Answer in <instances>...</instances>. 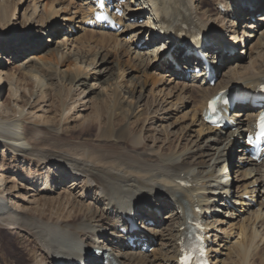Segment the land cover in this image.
I'll return each mask as SVG.
<instances>
[{"label":"bare ground","instance_id":"6f19581e","mask_svg":"<svg viewBox=\"0 0 264 264\" xmlns=\"http://www.w3.org/2000/svg\"><path fill=\"white\" fill-rule=\"evenodd\" d=\"M19 1L21 2V0ZM207 1L209 0H129L126 5L128 14L118 22L122 24L127 17L130 19L144 17L142 19L144 21H141V25H126L127 32L137 30V34L126 46V55L121 53L123 49L121 45L124 43L119 44L117 42L118 35L99 29H97L98 32L97 30H90L83 35L86 45L95 38L100 40L98 44H101L102 49L93 50L94 52L91 51V53L83 52L80 47L74 48L77 50L75 53L65 51V48L72 41V32H66L62 40L56 39L55 47L51 52L54 61L56 60V63L60 65L67 64L80 73L74 77L72 82L68 80L69 83L73 84L74 87H79V85L85 86L84 83L88 77L95 83L101 79L108 86L115 87L114 89H117L120 97L127 95L131 99L133 106L130 117L135 114L139 117L141 113H145L147 116L146 114H150L149 111L152 107L156 108L153 114L159 112L162 114L154 116V120L148 122V128H144L142 125L143 128L135 129L132 124L127 123L114 130L115 121L109 119L107 126L98 130L96 136V143L98 140V144L94 145L93 143L92 146L88 147L81 144L82 147H85L81 148V146L73 144L72 141L65 142L66 140L62 141L61 137H58L57 133L62 131L61 127L46 126L40 130L30 123L28 125L16 123L18 119L17 121L0 120V143L7 147V150H11L14 156L27 157L43 169V171H36L30 175L33 182L43 180L45 188L41 189L42 192L46 194L49 191L53 192L54 187L64 189L57 198L44 201L43 207L46 204L51 206L54 202L63 207V213L57 217H55L56 213L49 212L50 215L48 216L56 219L53 221L55 223L49 222L40 225V222H45L39 221L40 219L32 223L33 219L29 218L25 211L16 210L8 204L7 196L10 194L7 193V187L13 184V180H9L8 175L11 174L13 167L11 164L10 166L8 164L0 166V189H2L0 193V229H17L36 241L37 247L32 251L33 258L28 257L31 260H27L26 264H76L78 259H84L87 264H104V259L101 256L105 253H113L114 245L116 250L113 256L118 264H175L180 249L179 243L186 230L188 216L201 222L205 228L211 264H251V259L259 254L264 245V159L257 164L252 162L244 152H241L238 156L240 164L234 166L236 167L235 179L230 180L229 183L226 179L229 168L226 169L225 165H229L234 157L232 154L235 145L233 137L236 133L206 127L202 122L201 112L207 100L217 92L233 91L239 88L250 90L256 83L264 79V77L261 78L264 74V33L260 35L263 41L260 46L263 49L261 48V50L259 47L252 49V47L253 56H249L248 59L244 58L240 64L239 60L235 59L232 54L224 55L222 53L224 49L228 50V48L227 44L223 43L225 39H221V33H224L225 36L228 34L230 35L229 38L231 37L229 43H236L233 40L235 37H232L233 35L236 36L234 20L246 15L248 16L246 19L250 21L256 12L264 11V0H211L214 2V7H209ZM82 2H79L78 6L72 5V9L56 2L54 9L41 21L42 26L38 37L48 35V41L52 39L53 42L58 34L54 23L56 24L59 20L72 22L78 13L91 9L89 1L82 0ZM134 4H136L135 8L133 7ZM219 5H224L225 12L218 11L217 6ZM230 6H233L232 13ZM6 7V1L0 4V21L9 20V15L5 11ZM73 9L72 15L70 12ZM60 13L65 16H61ZM262 19L264 18L262 17ZM30 24L28 23L27 27H30ZM180 24L187 27L192 26L196 31L208 34L207 43H213L216 50L217 63L215 58L211 62L212 65H217L215 67L216 72L219 69L218 66H224L228 61H233L228 66L227 71L221 75L216 85L214 84V89L212 88L214 85L209 86L203 80L199 82H192L189 78L187 80L188 67L179 70V68L168 63L166 59H159L155 55L157 50L153 52L152 49H149L148 46L154 39V32L157 30H164L165 33H168V39L173 46V39L176 37L173 32L179 30ZM7 27L5 25L2 27L3 32L0 34V38ZM250 27L247 29L255 30ZM213 29L220 30L221 33L215 32L213 34ZM145 33H148L146 41L148 39L151 41L141 44L137 41L138 37ZM242 38H244V33ZM240 39H238L239 44ZM83 40H81L82 45ZM24 41L28 42L15 39L7 45L25 44ZM112 43H114L113 46H111ZM146 48L147 50H145ZM209 51L210 48H208L207 53ZM175 52L180 55L185 54V50L181 48H176ZM127 55L133 56V58L126 59L127 64H125L123 57ZM23 69L29 68L25 65L19 67V71ZM28 71L31 72V70ZM204 72L201 71V74L196 78L202 77ZM234 73L245 76L249 74L250 77L244 81L239 80L235 84L224 86ZM2 74L0 83L1 78L10 76L5 73ZM64 76L67 79V75ZM10 80L13 79L10 78ZM132 80L136 81L134 84H138L136 89L134 85L129 83ZM148 80L159 86L158 95L160 96L158 97L160 99L158 102L152 103L153 106L148 103L145 110H142L145 106L142 105V99H144V89ZM93 86L95 84L91 85V88ZM8 87L17 101V91L10 83ZM84 93V91L81 92L82 96ZM185 95L191 99V102L192 99L194 100V108L192 106L191 117L189 116L191 120L182 129V142L185 141V144L183 146L182 143L170 145L169 142L172 141L169 138L160 140L151 136V139L148 136L149 133L154 135V133L160 132L156 133L155 124L166 121L172 114L171 112L176 111V105L186 101ZM173 97L176 101L180 99L179 102L172 103ZM168 104L170 105L169 110H165V106ZM196 104L198 105L196 106ZM172 108L174 109L171 110ZM234 109L237 110H234L233 114V121L238 125L237 130L242 131L243 127H249L254 118V115L248 113L252 111L251 108L236 107ZM242 111L246 112L244 113L245 118L238 121L243 116L240 113ZM63 115L62 123L66 120V115ZM160 127L162 133L165 131L164 129L168 130L169 128V126L167 128ZM168 137L173 136L168 134ZM178 140L179 137L176 138V142ZM108 143L115 144L118 150H113V147L107 145ZM122 144L126 145L123 146ZM141 147H143L142 150H140ZM223 162L224 164H222ZM69 171L71 172L70 175H74L70 179ZM57 177L60 179L58 183L56 181L54 185L51 184ZM233 181L236 186L234 196H232L234 192H230L234 187L231 185ZM182 183L190 184V187H184ZM79 184L82 191L75 198L71 195V191L75 186L79 187ZM221 192L224 193L222 197ZM176 193L179 196L174 198ZM243 195L252 199L253 197L256 198L259 202L258 208L252 211L253 205L244 202ZM91 196L95 198H90L88 201L83 199V197ZM169 201L174 203L173 206L169 205ZM99 202L104 205L102 208ZM215 203H218L220 210L211 209ZM238 205L241 207L239 213L247 215L248 220L249 218L251 220V223L249 222L244 226V229L249 230L251 237L248 235L247 237H237L231 246H227L228 242L224 240L227 231H222L220 226L226 222L224 215L233 214L234 211H237ZM125 208L135 210L140 220L149 219L150 216L154 217V212L147 211L149 208L153 211H160L161 208L169 210L165 214L168 221L167 225L154 218L150 219L154 222V227H148L146 231L154 236L153 240L149 239L150 246H154L151 254H143L139 246L133 249L126 248L127 251L125 252L120 251L125 249L123 242L125 237L119 232L120 225L125 226L126 224L122 217L123 212H126ZM40 210L45 212L42 208ZM66 210L68 211L64 212ZM214 211L221 213V215H211V220H207V216L211 212L215 213ZM239 217L237 214L235 219ZM240 221L243 223L247 219L244 217ZM159 225L163 226L157 229L156 226ZM134 235L140 236L139 233L134 232L126 237ZM90 236L96 247L85 251L83 242H86ZM141 238H147V235L141 236ZM16 242L23 243L20 239ZM224 242L226 244H223ZM23 248L27 250L25 246ZM222 249L226 250V253H222L226 257L223 259H227L226 262L220 256ZM14 255V261L16 264H20L19 252H14ZM94 256L100 257L101 260H93L91 257ZM259 259V264H264V256ZM1 264L10 263L2 262Z\"/></svg>","mask_w":264,"mask_h":264},{"label":"rangeland","instance_id":"374dc122","mask_svg":"<svg viewBox=\"0 0 264 264\" xmlns=\"http://www.w3.org/2000/svg\"><path fill=\"white\" fill-rule=\"evenodd\" d=\"M5 1L7 4L5 11L9 15V20L0 21V34L3 32L2 27L4 25L8 26L5 30V33L3 34V36L6 37L3 38L2 36L0 38V74H1L0 76L3 75L2 73H5L10 76L8 78H1V83H0V120L1 121H9L10 119L17 121L18 119L16 123L19 124L23 123L27 125L30 123L32 126L40 130H43L44 128H46V126L61 127L62 131L58 132L57 134L58 137H61L62 141L65 140H66L65 142L72 141L73 144L74 143L76 144V146L80 147L81 144H83L84 146L88 147V146H92L93 143L94 145L98 144V140L96 143V136L99 132L98 130L101 128L102 129L105 128L108 124L109 119H111V121H115V123L113 124L114 130L118 129L119 127L127 123L132 124V126H134L136 129L142 127V125H144L143 127L146 128L147 125L149 124L148 122L152 121V119L154 120L153 118L154 116H159L162 114L161 112H159L160 114L157 113L154 115L153 112L156 108L152 107L151 110L149 111L150 114L149 115L146 114L147 116H145V113L143 114L141 113L139 117L137 114H135L133 117H130L129 115L132 112L131 110L133 106V102L130 101L131 99L128 98L127 95L124 96L122 95L123 97L122 96L120 97V95H118L117 89H114L115 87L112 88V86H108L101 79L97 80V82L95 83L93 82L94 80H91L88 77V80L84 83L85 86L79 85V87L76 86L74 87L73 84L69 83V81L72 82L74 80V77L76 75H79L80 73H78L76 70H74L73 67L67 64L65 65L63 63L62 65H60L56 63L57 61L56 60L54 61V57L51 55V52L55 47L56 39L62 40L66 32H72L71 33L72 41L69 43L67 48H65V51L67 52L75 53L77 51L76 49H74L75 47L77 48L80 47V49L83 52H89V53H91V51L94 52L93 50L97 51L102 49L101 44H98L100 43L99 38H95L91 40L88 45L84 44L85 41L83 40V35L91 30V29L87 30L85 27H82V17L86 18V15H84L86 10L83 11L82 13H78L75 16L74 21L72 22L66 23L61 20L57 21L55 28L57 29L56 31L58 34L56 35L55 40L53 42L52 39L48 41L49 39L48 35H46V37H38V34L42 26L41 21H43L44 18H46L48 14H50L51 10L54 9L56 2L58 3L60 2L63 4V6L65 5L68 6L69 9H72L71 7L72 5L78 6L79 2L83 3L82 0H21V2L19 0H0V4H3ZM207 2L209 7H214L213 4L214 2H212L211 0ZM196 8L198 9V6ZM73 11L74 9L70 12V14H72ZM263 14L264 11L263 12L261 11L259 13L256 12L254 17L251 18L250 21L246 19L248 16L244 15L240 20L237 19L236 22L234 23L236 25L235 26L236 36L235 35L232 36L235 37L233 38V40L235 42H238V39H240L241 37V39L239 40L241 42L236 47L233 54V57L239 60V64L243 61L244 58L248 59L249 56H253V52L251 50L252 47H253L252 49H258V47L260 49L261 48L263 49V47L260 46L261 44H263L264 41V38L262 41L260 37V35H263L264 33V19L261 20L262 17L264 18ZM60 15L65 16L64 14L61 13ZM142 19H144V17L139 18V20L143 22L144 20ZM256 19H258V21H256ZM27 22L31 23L30 27H27L28 24ZM245 23L247 25H245ZM69 24L70 26H68ZM141 24L142 23L136 25H141ZM251 24L254 27L252 26L250 27ZM244 25L246 28L250 27V28H254L255 30L252 29L254 31H251L246 28L244 29ZM98 31L99 30H97V32ZM123 32H127V29L124 28L121 31L122 34L118 35L116 39L119 44H122V42L126 44V45L124 44L121 45L123 48L121 50V53L126 55L127 54L125 51L127 48L126 46L129 45V43L132 40V37L137 34L136 33L137 30H135V32L134 31L133 32L128 31L127 33H123ZM243 33H244V38H242ZM238 34L241 36H239ZM229 36L230 35L227 34V36H225V39H229ZM17 38L19 40H26V41H28L29 38L31 39H29L28 42L24 41L25 44H20V45L12 44V46L7 45V43H11L15 39L18 40ZM81 40H83V45ZM259 40L261 41L259 42ZM137 41L140 42L141 44L147 42L148 40L146 41V34L140 35ZM113 44L114 43H112L111 46H113ZM89 45L91 46L90 48ZM147 48L145 50H147ZM107 49L110 50L109 47H107ZM127 56L123 57L124 58L123 63L125 64H127L126 59L133 58V56L132 57H129V55ZM113 59H114V54H113ZM232 62L233 61H228L226 65L218 66L220 70L218 69L219 73L217 75V81L220 79L221 75L227 71L228 66ZM22 65L28 66L29 69H23L19 71V67ZM28 70H31V72H29ZM88 71H90V69H88ZM64 75H67V79ZM248 77H250L249 74L245 76L244 74L234 73L230 77L228 83H226L224 86L235 84L239 80L244 81L248 79ZM262 77H264V74H262L261 78ZM10 78H12L13 80L11 81ZM187 80H188V76H187ZM132 81L129 83L134 85L136 89L138 84L137 85L134 84L136 83L135 80ZM9 83L17 91V95H16L17 101L15 100V97H13L12 92H10L9 90L8 87ZM93 84H95V86L91 88V85ZM215 85L212 87L213 89ZM158 87H159L158 85L157 86L154 85L153 81L148 80L147 85L144 89V94H143L144 99H142V105L145 106L143 107L142 110H145V107L148 105V103L154 104V102L159 101L160 97L158 96L160 95H158L159 94L158 92L160 89H158ZM82 91L85 92L83 96L81 94ZM79 99L81 100L78 101ZM179 100L180 99L176 101L174 98L172 99V103H174L175 101L176 103H178ZM193 103L194 100L192 99L191 102V99L188 98L187 96L186 101L184 103H180L179 105L178 104L176 105L177 106L175 107L176 111L175 110L172 111L171 112L172 114H170L169 118H167L166 121L155 124L154 127L156 129V133H158L159 131L160 132L158 134L154 133V135L153 133H149L150 135L148 134V136L149 137L153 136V138H159L160 140L164 138H169L172 141L171 143L169 142L170 145L175 143L178 144L182 143L183 146V144H185V141L182 142V136H183L182 129L191 120L190 113L194 108ZM197 105L198 104H196V106ZM169 107H170L169 104L166 105L165 110H169ZM173 109L174 108H172L171 110ZM6 110H10V111H6ZM63 114L66 115L65 116L66 120H64V122L62 123V117L64 116ZM241 119L242 118H240L239 121ZM160 126H163V128L165 127L167 128V126H169V128L168 130L164 129L165 131L162 133V131L160 130L161 128ZM168 134L169 135L172 134L173 137H168ZM177 137H179V140L176 142ZM107 145L113 147L112 148L113 150H118L116 148V145L115 144L113 145V143H108ZM122 145L125 146L126 144H122ZM83 147L81 146V148ZM165 147L167 146L165 145ZM142 149L143 147H141L140 150ZM238 151L241 154L240 149L238 150V148H235V150H233L232 152V154H234L233 159L229 162V165H225L226 169L229 168L228 176L226 178L229 183L230 180L232 181L233 179H235L234 174L236 171L235 170L236 167L234 166L235 164H237L238 161L237 157L240 155ZM2 164H8L9 166L11 164V166L13 167V169L11 170V174L8 175L9 180H13V184H10L7 187L8 188L7 193L10 194L7 196L8 204L11 207H14V209L16 210L25 211V214L28 215L29 218L33 219L32 223H34V221H36L37 219H40L39 221H45V222H40V225H44L56 220L53 217L48 216L50 215L49 212L56 213L55 217H57L60 213H63V207L59 206V204L58 203L56 204L55 202L51 204L52 207L48 204H46L43 207L45 200L57 198V196L63 193L62 190L64 189H56L54 187L53 192L49 191L47 194L42 192L41 189L45 188V184L43 183V180H40L38 182H33L30 176L31 174H34V172L36 171H43V169H41V167H38V165L35 162H32V160H30L27 157L22 158L21 156H14L11 150L9 149L7 150V147H4L3 144L0 143V166ZM222 164H224V162ZM71 177L72 176L69 174V179ZM158 179L162 181V179L160 178ZM59 180L60 179L57 177L54 182H51V184L54 185L55 182L57 181L58 183ZM231 185L233 186L235 185L234 181ZM81 189L82 187L80 184L79 187L75 186L71 191L72 192L71 195L73 197H75L76 195L79 196L80 192L82 191ZM232 190L234 191V194L232 196H234L236 190L235 186L232 188ZM1 192L2 189H0V193ZM221 195H223L222 192ZM90 198H95V197L93 196L83 197L85 201H88ZM37 201L38 203L36 204ZM100 205L101 208L102 206H104L101 203ZM253 206H252L253 209H251L252 211L256 209L255 203ZM41 208L44 209L45 212L40 210ZM211 209L220 210L218 208V203L212 205ZM67 211L68 210L64 212ZM166 212L167 211L159 213L158 218L156 219L159 222L165 223L167 225L168 221L165 218L166 216L165 214H167ZM213 215H221V213H215ZM228 215L229 217H227ZM228 215L227 214L224 215V217H226L225 218L226 222L220 226L222 231L223 230L224 232L227 231L225 233V236L227 235L226 237H228L227 246H231L232 243H234L237 240V237H247V235L248 237H251L249 230L244 229V226H246L251 221L250 218L248 220L247 215L242 214L237 219H235L237 217V213L235 215V212H233V214L231 215L230 214ZM241 217L242 218L246 217L247 221L242 223L240 221V219H242ZM162 226L163 225H159L156 227L158 229L161 228ZM243 230L244 232H242ZM19 232L20 231L17 229H12V230L0 229V264L2 262H9L10 264H16V261H14V256H15L14 252H19L20 264H26L27 260H31L28 257L33 258L32 251H34L35 248L37 247L36 241L32 239L31 236L29 235L27 236L25 233L23 232L19 233ZM220 236L223 235L220 234ZM19 239L23 243H17L16 241ZM223 244L226 243L224 242ZM83 245L85 246L84 247L85 251L94 249L96 247L92 241L91 236L86 242H83ZM23 246H25L27 250H24ZM152 247L154 248L153 245ZM113 248L114 249L112 250L114 253V251L116 250L115 245L113 246ZM223 250L224 249H222L220 253L221 254L220 256L222 257L221 259L226 258L224 255H222V253L223 254L226 253L225 252L226 250L224 251ZM261 251H260L261 254L259 252V254L253 257L254 259L253 258L251 259V264H257V263L259 264L260 262L259 258H261V256H264V245L261 247ZM223 261L226 262L227 259H223Z\"/></svg>","mask_w":264,"mask_h":264}]
</instances>
